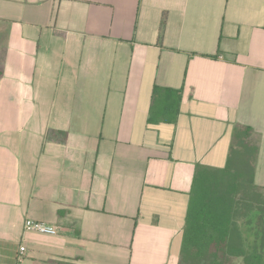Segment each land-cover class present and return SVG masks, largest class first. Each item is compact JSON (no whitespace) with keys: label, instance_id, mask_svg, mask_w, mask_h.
Here are the masks:
<instances>
[{"label":"crops","instance_id":"0c3cea01","mask_svg":"<svg viewBox=\"0 0 264 264\" xmlns=\"http://www.w3.org/2000/svg\"><path fill=\"white\" fill-rule=\"evenodd\" d=\"M242 127L264 193V0H0V264H180Z\"/></svg>","mask_w":264,"mask_h":264},{"label":"trees","instance_id":"16d2710c","mask_svg":"<svg viewBox=\"0 0 264 264\" xmlns=\"http://www.w3.org/2000/svg\"><path fill=\"white\" fill-rule=\"evenodd\" d=\"M161 91L168 90L155 88L154 96ZM250 136L247 127L234 133L224 168L196 169L180 264H264V193L254 181Z\"/></svg>","mask_w":264,"mask_h":264},{"label":"built area","instance_id":"2783aa9c","mask_svg":"<svg viewBox=\"0 0 264 264\" xmlns=\"http://www.w3.org/2000/svg\"><path fill=\"white\" fill-rule=\"evenodd\" d=\"M24 229L27 232H33V233L42 234V235L55 236L58 234V231L55 227L47 225L42 222L32 221V220H26L24 222ZM25 255H26V248L24 245H20L18 247L16 256H15L16 263L21 264L24 261Z\"/></svg>","mask_w":264,"mask_h":264},{"label":"rangeland","instance_id":"374dc122","mask_svg":"<svg viewBox=\"0 0 264 264\" xmlns=\"http://www.w3.org/2000/svg\"><path fill=\"white\" fill-rule=\"evenodd\" d=\"M233 264H243L241 259H236Z\"/></svg>","mask_w":264,"mask_h":264}]
</instances>
